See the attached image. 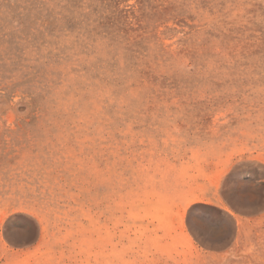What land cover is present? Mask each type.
Listing matches in <instances>:
<instances>
[{"label": "rangeland", "instance_id": "1", "mask_svg": "<svg viewBox=\"0 0 264 264\" xmlns=\"http://www.w3.org/2000/svg\"><path fill=\"white\" fill-rule=\"evenodd\" d=\"M229 176L264 197V0H0V264H264Z\"/></svg>", "mask_w": 264, "mask_h": 264}, {"label": "bare ground", "instance_id": "2", "mask_svg": "<svg viewBox=\"0 0 264 264\" xmlns=\"http://www.w3.org/2000/svg\"><path fill=\"white\" fill-rule=\"evenodd\" d=\"M224 170L225 169H223V171ZM223 171L221 173H223ZM224 180L225 177L223 178V182H225L223 183L224 195L234 203L233 205L247 211H258L264 207V197L258 192L257 187L254 185V180H249L247 182L235 176H229L227 180ZM201 209L202 208H196L195 210L198 214H194V217L191 218L190 226L192 231L213 244L224 243L228 239V231L232 226L231 219L223 216L215 217L204 211L201 213L199 212ZM239 216L236 217L239 231H245L246 223L244 219ZM20 220L23 221L24 218L21 217L10 225V234L13 239L26 240L30 236V227L24 223L19 224Z\"/></svg>", "mask_w": 264, "mask_h": 264}, {"label": "water", "instance_id": "3", "mask_svg": "<svg viewBox=\"0 0 264 264\" xmlns=\"http://www.w3.org/2000/svg\"><path fill=\"white\" fill-rule=\"evenodd\" d=\"M244 211H247V210H244ZM29 233H31V231ZM5 235L10 241H12L13 238L11 237V234H10V226H7V228L5 229Z\"/></svg>", "mask_w": 264, "mask_h": 264}]
</instances>
